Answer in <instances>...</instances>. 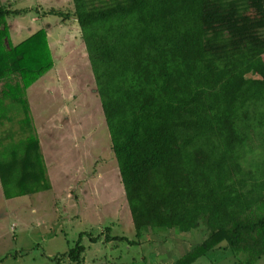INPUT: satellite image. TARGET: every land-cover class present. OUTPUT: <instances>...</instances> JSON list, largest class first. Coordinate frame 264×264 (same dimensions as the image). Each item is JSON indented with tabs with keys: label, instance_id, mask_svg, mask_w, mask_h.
Listing matches in <instances>:
<instances>
[{
	"label": "trees",
	"instance_id": "1",
	"mask_svg": "<svg viewBox=\"0 0 264 264\" xmlns=\"http://www.w3.org/2000/svg\"><path fill=\"white\" fill-rule=\"evenodd\" d=\"M73 1V13L43 12L81 28L137 242L204 225L203 242L171 264L219 248L264 260V0ZM29 11L0 0V124L15 121L6 101L26 115L0 137L7 198L51 189L26 97L54 68L48 31L10 41L8 19ZM111 229L91 242L127 240ZM82 238L65 253L72 264L85 261Z\"/></svg>",
	"mask_w": 264,
	"mask_h": 264
},
{
	"label": "rangeland",
	"instance_id": "2",
	"mask_svg": "<svg viewBox=\"0 0 264 264\" xmlns=\"http://www.w3.org/2000/svg\"><path fill=\"white\" fill-rule=\"evenodd\" d=\"M9 1L13 8H33L8 19L10 41L20 43L46 28L55 59L54 68L26 93L32 126L48 162L51 191L7 198L0 186V264H72L65 253L82 233L83 264H171L202 243L204 225L191 233L150 231L137 242L81 28L73 14L64 20L43 12L54 8L73 13L74 1ZM262 76L260 71L253 77ZM19 115L13 117L17 122ZM3 122L0 137L17 133L20 124ZM107 227L113 236L127 240L91 242L88 233L98 235ZM194 264L246 263L230 249L219 248Z\"/></svg>",
	"mask_w": 264,
	"mask_h": 264
},
{
	"label": "crops",
	"instance_id": "3",
	"mask_svg": "<svg viewBox=\"0 0 264 264\" xmlns=\"http://www.w3.org/2000/svg\"><path fill=\"white\" fill-rule=\"evenodd\" d=\"M6 1H8V0H2V2H6ZM31 5V4H30ZM29 8H31V6H27V8H25V9H29ZM30 11L29 12H32L33 11V8H32V10L31 9H29ZM39 14H41V13H39ZM38 19V21H36V23L37 22H40L41 21V18H39V17H34L33 18V20H37ZM10 28H11V26H10ZM41 29V28H40ZM37 30H39V29H37ZM36 30V31H37ZM10 38H11V29H10ZM15 44H18V43H15ZM6 104H8V106H9V109L10 110H8V116L9 117H11L12 115L15 117L17 114H19L20 113V115H19V118H20V121L19 122H17V121H14V122H17L18 124L26 117V115H25V112L23 111V109H20L21 108V106H17V105H14L13 103H11L10 101H6ZM13 104V105H12ZM18 108V109H17ZM17 109V110H16ZM18 111H20L19 113H18ZM29 116L31 117V113H29ZM18 127H19V125H18ZM31 128H33V126L31 127ZM33 131H34V133L36 134V132H35V130H34V128L32 129ZM39 138V137H38ZM40 140V139H39ZM40 143H41V141H40ZM41 151H42V154H43V156H44V161H45V164H46V167H47V175H48V178H49V180H50V172H49V168H48V162H47V160H46V156H45V152H44V149H43V146H42V144H41ZM0 184H1V181H0ZM1 186V191L4 193V190H3V186H2V184L0 185ZM49 190V189H48ZM47 190V191H48ZM46 191V190H45ZM50 191H51V189H50ZM41 192H44V191H40V192H37V193H33V194H28V195H37V194H39V193H41ZM23 196H27V195H23Z\"/></svg>",
	"mask_w": 264,
	"mask_h": 264
}]
</instances>
